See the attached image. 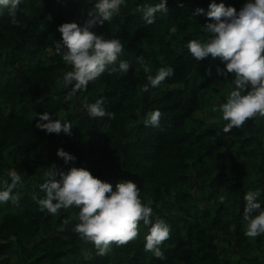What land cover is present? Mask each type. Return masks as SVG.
Masks as SVG:
<instances>
[{
    "label": "trees",
    "instance_id": "16d2710c",
    "mask_svg": "<svg viewBox=\"0 0 264 264\" xmlns=\"http://www.w3.org/2000/svg\"><path fill=\"white\" fill-rule=\"evenodd\" d=\"M146 2L152 0H125L111 21L91 29L120 40L116 63L129 61L128 73L105 71L67 99L62 78L70 66L56 52L57 26L83 24L94 0H22L16 24L0 6V180L10 182L7 173L15 170L23 181L13 189L17 203L0 204V264H264V235L245 236L242 219L247 192L259 190L264 208V117L223 131L227 122L214 107L225 102L232 77L217 74L219 57L197 62L186 47L207 38L201 25L208 18L194 11L206 13L211 0H167L168 12L157 13L152 24L137 11ZM223 2L239 10L245 0ZM162 67L173 75L142 91L145 68L155 75ZM97 99L111 118L88 116L86 106ZM156 109L159 126H145L146 114ZM44 111L69 121L71 134L36 127L35 115ZM58 148L75 160L65 163ZM73 166L113 186L121 179L136 183L141 201L152 202L153 221L170 227L160 246L163 259L144 250L142 221L136 239L99 256L73 231L78 208L39 211L32 197L44 196L46 170Z\"/></svg>",
    "mask_w": 264,
    "mask_h": 264
},
{
    "label": "clouds",
    "instance_id": "9594fccd",
    "mask_svg": "<svg viewBox=\"0 0 264 264\" xmlns=\"http://www.w3.org/2000/svg\"><path fill=\"white\" fill-rule=\"evenodd\" d=\"M22 0H0V6L7 9L10 22L18 23L17 11ZM125 0H94L93 8L88 11L89 19L83 24L66 21L57 26L61 38L56 42V52L62 61L70 66L63 74L62 83L70 88L67 98L87 88L89 82L95 81L105 71L126 75L132 64L121 60L117 65L119 54L123 50L120 40L107 39L91 29L111 21L119 14ZM167 0H152L137 6L142 13L145 24H152L157 13L168 12ZM205 14L207 22L201 30L207 34L203 41L194 39L186 44L187 50L197 62L211 55L219 57L223 67H217L218 75L232 77V89L225 102L219 104L218 110L226 121L223 131L229 132L233 127L239 128L252 117H264V0H245L242 7L226 6L221 0H211L208 10L197 7L194 16ZM176 27L170 28L175 33ZM137 62L143 64V58ZM148 83L142 91L156 88L168 77L173 69L160 68L155 75L145 68ZM91 118L112 117L107 112L103 99H97L86 106ZM161 112L156 109L146 114L145 126L158 127ZM39 119L36 127L47 133L71 134L72 124L67 120L52 119L50 112L36 113ZM33 119V117H32ZM63 121V122H62ZM57 156L65 163L75 160V156L63 148L57 149ZM9 180H0V204L11 201L17 203L19 197L13 195V189L22 184L21 175L10 170ZM48 177L40 185L43 197L33 195L32 199L41 212L56 215L61 209L75 206L78 223L73 231L81 239L91 242L97 255L104 256L113 244L120 246L138 236V224L142 221L148 228L144 237V250L151 252L158 259L164 258L161 244L169 238L170 227L163 219H152L151 200L143 203L140 199V188L132 180H118L112 183L94 176L84 167H70L67 171H57L55 167L46 170ZM259 190L245 194V206L242 219L245 223L244 235L249 238L264 235V208L258 200ZM223 199V198H222ZM255 214V215H254ZM67 222V221H65Z\"/></svg>",
    "mask_w": 264,
    "mask_h": 264
}]
</instances>
